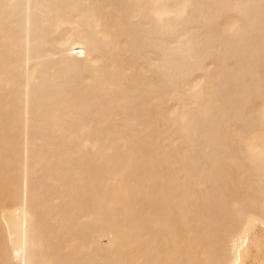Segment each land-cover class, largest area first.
<instances>
[{"label":"bare ground","instance_id":"obj_1","mask_svg":"<svg viewBox=\"0 0 264 264\" xmlns=\"http://www.w3.org/2000/svg\"><path fill=\"white\" fill-rule=\"evenodd\" d=\"M0 264H264V0H0Z\"/></svg>","mask_w":264,"mask_h":264},{"label":"rangeland","instance_id":"obj_2","mask_svg":"<svg viewBox=\"0 0 264 264\" xmlns=\"http://www.w3.org/2000/svg\"><path fill=\"white\" fill-rule=\"evenodd\" d=\"M101 242H102V244H105V240L104 239H102Z\"/></svg>","mask_w":264,"mask_h":264}]
</instances>
